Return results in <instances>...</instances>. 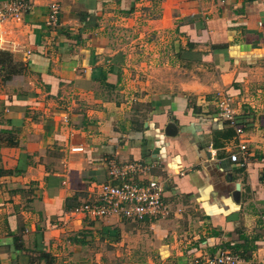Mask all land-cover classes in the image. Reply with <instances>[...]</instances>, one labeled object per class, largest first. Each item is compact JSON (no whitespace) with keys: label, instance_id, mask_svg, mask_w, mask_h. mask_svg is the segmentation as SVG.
<instances>
[{"label":"crops","instance_id":"1","mask_svg":"<svg viewBox=\"0 0 264 264\" xmlns=\"http://www.w3.org/2000/svg\"><path fill=\"white\" fill-rule=\"evenodd\" d=\"M23 1L20 22L0 23V51L22 65L0 71V264H109L106 246L119 255L129 236L145 251L133 264L197 250L264 264V0ZM142 22L147 58L119 44ZM218 93L248 123L237 163ZM112 160L152 162L169 215L132 231L68 215Z\"/></svg>","mask_w":264,"mask_h":264},{"label":"built area","instance_id":"2","mask_svg":"<svg viewBox=\"0 0 264 264\" xmlns=\"http://www.w3.org/2000/svg\"><path fill=\"white\" fill-rule=\"evenodd\" d=\"M30 8L26 1H9L0 4V22L12 20L20 22L23 14ZM60 5L57 1L48 6L47 25L56 27ZM217 107L220 115L238 138L237 151L229 153L231 162H239V152L245 153L247 140L244 130L248 123L237 116L231 107L230 98L224 93L217 94ZM247 115H249L247 113ZM246 119V117H245ZM65 120L66 117H65ZM81 146L72 147V151H81ZM152 162L138 160L132 162L108 163V180L90 191V196L68 212V215H83L93 220L111 217L133 222L156 220L169 215L170 208L165 201L164 184L151 174ZM264 185V176L262 178ZM242 258L227 250H218L211 254L201 250L189 256L185 264H241Z\"/></svg>","mask_w":264,"mask_h":264},{"label":"rangeland","instance_id":"3","mask_svg":"<svg viewBox=\"0 0 264 264\" xmlns=\"http://www.w3.org/2000/svg\"><path fill=\"white\" fill-rule=\"evenodd\" d=\"M143 19H146V17ZM0 23H2V22H0ZM143 23L144 22L140 23L138 28L135 27L134 31H132L131 29H127L125 27H122L123 28L122 30H124V32L121 31V32H123V35L122 36L120 35L119 38H122L123 40L121 42H119V44H123V43L126 44L127 43V44H129V48H131L129 53L134 54L137 52V53H140L141 55H143L144 58H147L148 55L143 54L141 52H138V50H136V48H135L136 46H138L137 43L135 42V40L136 41L143 40V42H149L151 40V38L147 36L146 29L141 28V26H143ZM138 37H140V38L136 39ZM114 38L116 39V37H114ZM146 61L147 60H144V62H146ZM131 63H132V61H131ZM137 227H139V225H136L135 223H133V221L131 222L130 220H128V224L125 225V228H127L128 231H132L133 228H137ZM128 238L129 239L134 238V239L130 240L128 243H125V245H127V246H124V247L121 246V248L119 249V255L115 254V250H114V249H116L115 247H113L112 245L106 246L109 253L111 254L110 260L108 261L109 264H133V263H135V261H137L138 259L141 258V256H142L141 253H143V254L145 253V251L142 250L141 248H139L137 245V243L140 242L139 239H135V236H131V237L129 236ZM130 244H136V247H130ZM124 249H125V251H124ZM133 250H138V251H136L133 255H131ZM128 251H131V252H128Z\"/></svg>","mask_w":264,"mask_h":264},{"label":"trees","instance_id":"4","mask_svg":"<svg viewBox=\"0 0 264 264\" xmlns=\"http://www.w3.org/2000/svg\"><path fill=\"white\" fill-rule=\"evenodd\" d=\"M0 71L3 72L4 78L9 79L13 75H16L17 73H20L22 71V65L20 62H17L14 57L12 56L11 52L7 50H1L0 51ZM2 132H5V130H2ZM91 226V225H90ZM86 230L84 232V235L86 236ZM91 230H89L90 233ZM49 255L45 252L42 253V257L45 259H49Z\"/></svg>","mask_w":264,"mask_h":264}]
</instances>
